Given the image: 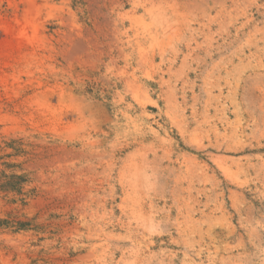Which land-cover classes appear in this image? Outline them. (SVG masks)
<instances>
[{
  "label": "rangeland",
  "instance_id": "374dc122",
  "mask_svg": "<svg viewBox=\"0 0 264 264\" xmlns=\"http://www.w3.org/2000/svg\"><path fill=\"white\" fill-rule=\"evenodd\" d=\"M0 264H264V0H0Z\"/></svg>",
  "mask_w": 264,
  "mask_h": 264
},
{
  "label": "bare ground",
  "instance_id": "6f19581e",
  "mask_svg": "<svg viewBox=\"0 0 264 264\" xmlns=\"http://www.w3.org/2000/svg\"><path fill=\"white\" fill-rule=\"evenodd\" d=\"M39 32V31H38Z\"/></svg>",
  "mask_w": 264,
  "mask_h": 264
}]
</instances>
